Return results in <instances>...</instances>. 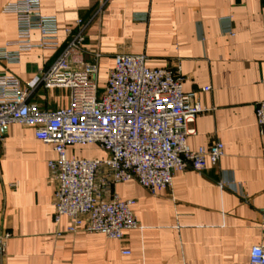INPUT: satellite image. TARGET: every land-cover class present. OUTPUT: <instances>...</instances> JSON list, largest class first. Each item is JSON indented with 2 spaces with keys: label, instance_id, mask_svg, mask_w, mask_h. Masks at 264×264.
<instances>
[{
  "label": "crops",
  "instance_id": "obj_1",
  "mask_svg": "<svg viewBox=\"0 0 264 264\" xmlns=\"http://www.w3.org/2000/svg\"><path fill=\"white\" fill-rule=\"evenodd\" d=\"M0 0V48L15 51L18 22ZM57 18L60 46L66 28L84 33V57L96 51L103 85L119 53L147 55L149 67L176 68L186 92L206 110L188 125L191 148L224 144L218 165L177 171L170 189L153 194L137 179L114 185L134 200L142 229L123 239L102 233L67 232L56 222L52 144L32 127L14 123L0 139V264H249L251 249L264 245V127L256 105L264 99V0H41ZM32 39L39 41L34 31ZM60 49L20 52L0 60V75H15L28 100L55 111L69 103V89L40 81ZM210 86L209 91L202 90ZM68 156L104 158L97 144L68 147ZM62 234L58 235L57 232ZM130 250L125 254L124 250Z\"/></svg>",
  "mask_w": 264,
  "mask_h": 264
},
{
  "label": "built area",
  "instance_id": "obj_2",
  "mask_svg": "<svg viewBox=\"0 0 264 264\" xmlns=\"http://www.w3.org/2000/svg\"><path fill=\"white\" fill-rule=\"evenodd\" d=\"M3 11L16 14L18 38L15 51L0 48V60L17 61L20 52L35 48L60 49L40 81L46 87L69 89L68 105L55 111L42 109L28 100L29 90L18 77L1 74L0 139L4 127L18 123L32 127L36 138L53 145L57 157L48 164L56 181L54 218L58 223L63 216L68 218L67 232L123 239L124 230L143 227L133 210L135 201L121 198L114 185L135 178L156 194L172 187L177 171L190 166L203 172L208 160L218 165L223 142L196 149L188 143L194 132L188 125L206 109L194 92L184 90L179 66L149 67L144 53H119L107 81L100 85L101 53L85 60L81 19L77 30L66 28L67 42L61 47L57 18L43 14L41 0L8 3ZM34 31L40 33L37 42L32 39ZM256 118L263 131L264 99L257 102ZM76 144H97L107 156H68V147ZM249 264H264V245L252 247Z\"/></svg>",
  "mask_w": 264,
  "mask_h": 264
},
{
  "label": "water",
  "instance_id": "obj_3",
  "mask_svg": "<svg viewBox=\"0 0 264 264\" xmlns=\"http://www.w3.org/2000/svg\"><path fill=\"white\" fill-rule=\"evenodd\" d=\"M6 130V127H4L3 129H2V131L4 132Z\"/></svg>",
  "mask_w": 264,
  "mask_h": 264
}]
</instances>
